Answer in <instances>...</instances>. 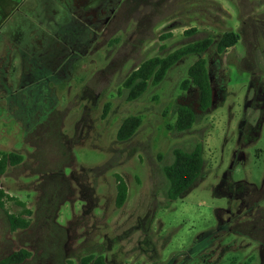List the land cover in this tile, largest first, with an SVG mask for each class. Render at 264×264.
<instances>
[{"label": "rangeland", "instance_id": "rangeland-1", "mask_svg": "<svg viewBox=\"0 0 264 264\" xmlns=\"http://www.w3.org/2000/svg\"><path fill=\"white\" fill-rule=\"evenodd\" d=\"M225 32L238 36L232 48L188 55L127 100L123 82L142 62ZM199 57L212 89L207 111L195 87H181ZM180 106L196 115L182 133L169 127ZM131 116L141 125L120 142ZM262 119L264 0H0V154L23 157L1 187L32 212L30 226L12 233L0 211V264L19 250L31 254L22 264L86 255L108 264H264ZM197 144L202 177L168 201L162 167L173 150ZM115 175L127 185L121 208ZM17 202L5 209L19 214Z\"/></svg>", "mask_w": 264, "mask_h": 264}, {"label": "trees", "instance_id": "trees-1", "mask_svg": "<svg viewBox=\"0 0 264 264\" xmlns=\"http://www.w3.org/2000/svg\"><path fill=\"white\" fill-rule=\"evenodd\" d=\"M195 29L186 30L185 35L190 36L195 33ZM170 37L164 36L163 39ZM238 42V36L231 32H225L215 43L211 37H205L188 44H185L164 57L155 56L142 62L123 82V88L127 92V100L135 101L139 99L150 86L159 85L166 77L168 71L179 61L188 55H198L207 52L214 44L216 52L222 54L232 48ZM193 86L198 91V105L201 111H207L212 105V89L209 80V74L205 59L199 57L194 61L187 71V78L182 82V89L186 90ZM262 119L258 124V134L260 131ZM196 121V115L192 109L187 106H180L177 109V117L171 129L182 133L191 129ZM141 119L131 116L124 119L117 131L116 138L120 142L132 138L139 126ZM258 136V135H257ZM254 136L252 140L243 138L242 143L249 145L255 143L258 139ZM202 146L197 144L192 150L184 151L182 149L173 150V161L162 167V173L167 181L168 187L166 197L168 201H175L181 196L186 195L202 177L204 167ZM23 161V157L14 152L0 154V211L8 225L10 232L25 230L30 226V220L27 216L31 211L24 208V204L17 202L15 198L9 196L1 187V177L9 167H15ZM116 179V200L117 208H121L127 198V185L121 176L115 175ZM14 201L23 207L19 214L9 213L5 209L6 202ZM26 215V216H25ZM31 256L26 250L13 252L8 257L1 260V264H22ZM77 264H108L102 255L83 256Z\"/></svg>", "mask_w": 264, "mask_h": 264}, {"label": "crops", "instance_id": "crops-1", "mask_svg": "<svg viewBox=\"0 0 264 264\" xmlns=\"http://www.w3.org/2000/svg\"><path fill=\"white\" fill-rule=\"evenodd\" d=\"M263 124H264V120L262 121V123H261V127H260V131H259V135L258 136H261V131H262V127H263ZM259 140V138L257 139V141ZM256 141V142H257Z\"/></svg>", "mask_w": 264, "mask_h": 264}]
</instances>
